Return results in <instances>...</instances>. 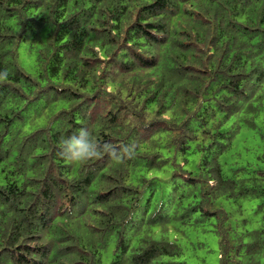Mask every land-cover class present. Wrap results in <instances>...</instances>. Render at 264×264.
I'll return each instance as SVG.
<instances>
[{
	"label": "trees",
	"instance_id": "16d2710c",
	"mask_svg": "<svg viewBox=\"0 0 264 264\" xmlns=\"http://www.w3.org/2000/svg\"><path fill=\"white\" fill-rule=\"evenodd\" d=\"M5 70L0 264H208L170 234L205 226L264 264V168L222 162L264 119V0H0ZM81 129L122 160L60 156Z\"/></svg>",
	"mask_w": 264,
	"mask_h": 264
},
{
	"label": "rangeland",
	"instance_id": "374dc122",
	"mask_svg": "<svg viewBox=\"0 0 264 264\" xmlns=\"http://www.w3.org/2000/svg\"><path fill=\"white\" fill-rule=\"evenodd\" d=\"M20 62L28 72H34V62L24 45L20 50ZM255 123L256 125L244 122L234 138L231 148L223 155V167L227 174H232L234 170H237L235 173L249 174L248 169L264 168V119L257 118ZM257 200L252 206L245 203L244 216L253 215ZM226 207L234 213L235 220L241 217L229 202H226ZM170 234L172 238L176 237L177 242L183 245L189 244L192 247L193 244L204 243L205 246L198 248L197 254L205 257L208 264H220L218 258L219 238L210 229V226L173 228ZM189 253H192V248Z\"/></svg>",
	"mask_w": 264,
	"mask_h": 264
},
{
	"label": "clouds",
	"instance_id": "9594fccd",
	"mask_svg": "<svg viewBox=\"0 0 264 264\" xmlns=\"http://www.w3.org/2000/svg\"><path fill=\"white\" fill-rule=\"evenodd\" d=\"M7 78L6 70L0 72V82H5ZM59 147L61 149L59 155L73 163H86L90 160L100 159L105 153L117 162L122 160V156H117L111 145L99 144L87 129H81L78 136L73 135L67 139L61 138Z\"/></svg>",
	"mask_w": 264,
	"mask_h": 264
}]
</instances>
